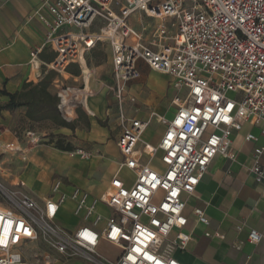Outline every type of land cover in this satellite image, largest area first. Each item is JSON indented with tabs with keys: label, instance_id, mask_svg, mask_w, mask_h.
I'll list each match as a JSON object with an SVG mask.
<instances>
[{
	"label": "built area",
	"instance_id": "2783aa9c",
	"mask_svg": "<svg viewBox=\"0 0 264 264\" xmlns=\"http://www.w3.org/2000/svg\"><path fill=\"white\" fill-rule=\"evenodd\" d=\"M36 12L45 27L44 44L55 52L49 69L83 64L85 53L98 43L109 45L112 80L107 88L121 130L116 144L120 165L134 178L127 184L115 172L98 195L74 186L70 197L80 223L72 229L57 220L64 194L38 203L18 189L22 181L15 188L0 181V264H30L28 255L42 264L58 258L183 264L174 257L190 239L183 231V193H193L217 154L233 159L231 136L244 122L260 126L264 138V0H44ZM135 13L155 23L136 29L130 20ZM139 61L172 80L174 112L170 118L158 116L164 131L156 145L141 138L148 119L129 116L124 108L135 101L128 85L140 75ZM57 96L60 116L69 96ZM82 105L77 103L76 113ZM24 137L33 145L41 139L33 129ZM245 139L257 141L258 136L249 132ZM5 149L20 148L9 142ZM263 150L255 148L249 170L264 193ZM67 153L83 159L91 155L79 147ZM59 184L56 179L52 190ZM193 214L208 225L201 207H194ZM205 235L223 237L220 232ZM261 237L251 229L247 240L257 244ZM101 244L118 252L105 256L98 251Z\"/></svg>",
	"mask_w": 264,
	"mask_h": 264
},
{
	"label": "crops",
	"instance_id": "0c3cea01",
	"mask_svg": "<svg viewBox=\"0 0 264 264\" xmlns=\"http://www.w3.org/2000/svg\"><path fill=\"white\" fill-rule=\"evenodd\" d=\"M43 1L0 0V107L9 99L2 90L14 93L21 88L24 81L39 80L44 74L42 66L49 69L46 58L54 50L44 44L45 27L38 20L36 12ZM144 18L149 19L138 13V26L132 21L131 23L139 29L141 24L146 25ZM40 51L44 56L42 58L38 54ZM107 63L112 80L111 50ZM78 65L83 75V84L73 88L74 91H79L86 84V59L85 63ZM137 65L140 75L128 85L135 101L124 108L127 115L148 119L149 124L154 123L157 126L156 130L149 129L148 124L141 135L142 140L156 145L164 131V125L159 122L158 116L170 118L174 111L171 104L172 80L170 76L150 69L143 61H139ZM58 73L50 87L53 93H57L59 82L69 77L76 79L81 75H71L64 69ZM89 73L84 105L76 113L77 123L61 127L53 125L51 129L58 135L70 136L73 141L66 142H70L73 148L79 147L90 152L91 155L85 159L71 157L66 150L44 143L43 132L31 128L38 122L25 118L24 107L13 110L0 108V181L8 188H15L22 181L26 192L38 203L64 194L57 220L71 229L80 223V216L75 212V202L70 197L74 186L98 195L106 189L115 172L127 184H131L134 178L132 171L124 164L120 165L123 158L116 140L121 130L113 94L103 81L99 84L91 80L93 76L90 71ZM78 111H82L83 115H79ZM29 129L38 133L41 139L35 145L26 146L22 138ZM148 129L151 136H144ZM260 131V126L244 122L242 128L234 131L231 136L233 159L217 154L200 177L193 193H183L184 213L187 216L183 231L190 235V239L183 249H176L174 252V257L181 263L264 264V193L249 170L255 148L264 147V138L260 136ZM249 132L257 135L258 140H246L245 136ZM9 142L18 144L23 151L6 150L5 145ZM261 164L264 168V150ZM127 173L132 174L131 179L125 177ZM56 179H60L61 184L53 191L52 185ZM194 207L204 210L209 219L208 225L196 219L193 214ZM251 229H256L262 235L257 244L247 240ZM206 232H220L223 237L206 236ZM236 245L240 247L236 248ZM111 247L115 253L118 252L117 247Z\"/></svg>",
	"mask_w": 264,
	"mask_h": 264
},
{
	"label": "trees",
	"instance_id": "16d2710c",
	"mask_svg": "<svg viewBox=\"0 0 264 264\" xmlns=\"http://www.w3.org/2000/svg\"><path fill=\"white\" fill-rule=\"evenodd\" d=\"M39 56L44 57L42 51ZM55 57L53 52L46 60L51 62ZM64 71L67 73L78 76L81 73V69L77 63H68L64 67ZM43 76L37 81H24L21 88L14 93H8L2 90L3 94L9 96L7 102L3 103L0 108L13 110L18 107H24V116L26 119L33 122H51L56 127L69 126L65 122H69L71 125L77 123V117L75 108L78 102L83 101V96L77 91L66 90L68 99L66 105L62 109L59 116L57 106L59 104V97L57 93L50 91L51 84L55 77L58 76V72L54 69H47L42 66ZM79 115H83L82 111H78ZM54 136V135H53ZM65 137L64 135H60ZM56 147L62 150L69 151L73 149L70 142L64 141V139L58 138L56 141Z\"/></svg>",
	"mask_w": 264,
	"mask_h": 264
},
{
	"label": "rangeland",
	"instance_id": "374dc122",
	"mask_svg": "<svg viewBox=\"0 0 264 264\" xmlns=\"http://www.w3.org/2000/svg\"><path fill=\"white\" fill-rule=\"evenodd\" d=\"M137 17H138V13H135L132 17H130V20L136 26H138L139 24V20L137 19ZM144 21L145 23H150V24H152L153 22L155 23L154 20L146 19V18H144ZM109 50L110 49L107 44L101 43V44H98L95 48H93L90 52L85 53L86 65H87V68L89 69L88 71H90L93 76V77L91 76L92 77L91 80L97 81L99 82V84H101L102 81L104 82L103 84H109L111 81L110 67L108 66V63H107V56L109 54ZM82 76L83 75L81 72V75L76 77V79H72L71 77H69L68 79H65L63 82H59L57 92H61L64 96H67V93H66L67 89L78 88L82 86L83 84ZM167 93H169V90L167 91ZM53 127L54 126L51 122H40L38 124H35V126L31 128H34L35 131L37 130L40 133L43 132L42 140L43 141L45 140L44 143L51 144L52 146H56V141L58 138L64 139V141H69V140L73 141V139L70 136L63 138L60 135L52 132L51 129ZM149 129L156 130L157 126L154 123H151L149 124ZM149 129L144 132V136H148V134H150ZM149 136H151V134ZM22 142L26 146L33 145L31 139H29L28 137L22 138ZM18 151L22 152L23 149L20 148ZM125 177L127 179H131L132 174L127 173L125 174ZM18 189H20L21 192L23 193L27 191V189L23 186H20ZM45 251L50 253L53 256L56 255L55 252H53L52 250L48 248H45ZM98 251L105 256L114 257L116 255L115 250L111 246L105 245V244H101L98 248ZM27 259L30 262V264H42V263H36L34 259L30 257L29 255ZM52 264H91V263L86 262L81 259H76V258L69 259V260H63V259L58 258V260L54 261Z\"/></svg>",
	"mask_w": 264,
	"mask_h": 264
},
{
	"label": "bare ground",
	"instance_id": "6f19581e",
	"mask_svg": "<svg viewBox=\"0 0 264 264\" xmlns=\"http://www.w3.org/2000/svg\"><path fill=\"white\" fill-rule=\"evenodd\" d=\"M85 69L88 71V68H84V70H85ZM84 72H85V81H86V84L83 86L82 89H79V91H77V92H79V93L82 94V96H83V101H84V99H85V97H86V95H87V92H86V85L88 84V82H89V77H90V73H89V71H88V72L84 71Z\"/></svg>",
	"mask_w": 264,
	"mask_h": 264
},
{
	"label": "water",
	"instance_id": "95a60500",
	"mask_svg": "<svg viewBox=\"0 0 264 264\" xmlns=\"http://www.w3.org/2000/svg\"><path fill=\"white\" fill-rule=\"evenodd\" d=\"M57 110H58V106H57Z\"/></svg>",
	"mask_w": 264,
	"mask_h": 264
}]
</instances>
